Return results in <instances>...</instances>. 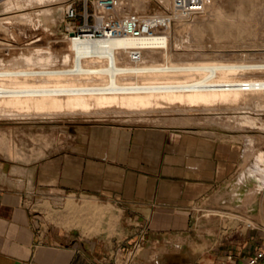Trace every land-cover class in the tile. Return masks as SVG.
Listing matches in <instances>:
<instances>
[{
    "label": "crops",
    "instance_id": "obj_1",
    "mask_svg": "<svg viewBox=\"0 0 264 264\" xmlns=\"http://www.w3.org/2000/svg\"><path fill=\"white\" fill-rule=\"evenodd\" d=\"M242 150L166 127L94 125L64 151L2 159L0 264H241L264 241L257 227L225 240L198 217L236 204L232 189L236 208L262 209L235 187Z\"/></svg>",
    "mask_w": 264,
    "mask_h": 264
},
{
    "label": "rangeland",
    "instance_id": "obj_2",
    "mask_svg": "<svg viewBox=\"0 0 264 264\" xmlns=\"http://www.w3.org/2000/svg\"><path fill=\"white\" fill-rule=\"evenodd\" d=\"M62 2L63 0H57L51 5L32 8L22 5L24 9L13 10L0 3V19L4 18V22L0 24V55L3 58L14 57V60H0L2 67L22 64L31 66L34 64L54 66L61 64L57 58L47 62L37 55L48 52L58 55L67 48ZM218 4L224 14L223 19H215V12L211 7H208L202 16L193 17L191 20L176 21L171 26V37L167 43L172 53V59L175 62L178 60L264 61V1L262 3L248 1L240 3L239 0H219ZM144 9L146 11L161 10L153 1L148 2L147 8ZM22 12H29L30 19L15 18ZM8 16H13V20L7 19ZM192 29H198L199 35L193 34ZM250 75L257 74L250 73L246 76ZM222 104L224 107L220 103L212 105L211 107L215 110H206L203 109V106H193L189 111L171 105L164 109L160 108L161 112L151 111L133 115L109 110L100 114L65 115L53 118L28 115L22 118L0 119V136L3 141L8 143L10 140L11 144L16 145L19 149L22 148V152H26V154L14 152L13 155H7L4 150L0 149V160L20 159L19 161H23L22 157L32 160L49 156L66 150L67 146L84 134L89 127L125 124L160 126L176 131L182 130L189 134L196 133L207 138L213 137L221 145L239 143L243 149L241 151L243 162L240 165V169L243 171L255 161V157L252 156L255 151L264 156V104L257 105L253 102L252 105H249L248 102L246 104L241 101L236 102V106L235 104L232 106L230 103H226L228 106L225 103ZM221 106L222 109H220ZM225 106L229 108H225ZM43 134L47 136L42 138ZM42 140L48 141L49 144L43 145ZM247 143H250L249 147ZM38 146H43L42 153L31 156L30 150L36 149ZM245 153L246 155H244ZM251 179V185L241 189L242 193L245 192L242 198L244 200L247 197L248 190L255 191L252 201L247 199L246 202L252 204L257 199L262 209L254 210L253 213L244 212L226 201L223 204H218V208L211 207V209L199 211L198 220L209 223L207 227L209 233L221 232L225 237L223 239L231 240L246 235L251 226H256L255 230L263 238L264 184H260L254 175ZM228 194L230 193L225 192V196Z\"/></svg>",
    "mask_w": 264,
    "mask_h": 264
},
{
    "label": "bare ground",
    "instance_id": "obj_3",
    "mask_svg": "<svg viewBox=\"0 0 264 264\" xmlns=\"http://www.w3.org/2000/svg\"><path fill=\"white\" fill-rule=\"evenodd\" d=\"M53 1L3 0L2 5L13 10L22 8V5L31 8L47 6ZM161 1L164 7H168L171 2ZM247 1L262 3L264 0H239L240 3ZM218 3L219 0H207L205 8L211 7L215 12V19H223L224 14ZM147 4L148 1H139L136 7L146 8ZM29 17V12H22L15 18L28 20ZM6 18L10 20L14 17ZM1 19L0 24L4 22V18ZM192 31L195 35L200 33L198 29ZM171 32L172 30L170 36ZM66 40L67 48L60 54L53 55L48 52L37 55L47 62L57 58L61 61L60 65L22 64L2 67L0 64V119L22 118L28 115L53 118L100 114L109 110L133 115L151 111L161 112L160 108L164 109L171 105L189 111L193 106L215 110L212 105L220 103L223 106L222 103H230L236 106L238 101L246 104L248 102L249 105L253 102L257 105L264 104V61L175 62L167 42L150 43L149 40L130 37L100 40L73 38L71 35H68ZM134 46L144 48L140 63H131L127 58L129 49ZM0 60H14V57L3 58L0 55ZM250 73L257 75L246 76ZM222 106L219 108L222 109ZM41 136L45 138L47 135ZM42 141L43 145L49 144L48 141ZM247 144L249 147L250 143ZM42 147L28 149L32 154L30 155L41 154ZM0 149L7 155H13L14 152L26 154L22 152V148L11 144L10 140L8 143L4 142L1 136ZM252 156L255 157V161L241 171L237 177L238 185L235 187L240 185L243 189L246 186L248 188L247 180H252L253 175L258 178L260 184H264V156L257 151ZM21 160L28 161L30 158L22 157ZM227 192L230 194L226 197L235 199L234 205L240 206L239 192L236 189ZM254 192L250 190L246 192L248 201H252ZM248 209L253 210V206L248 205Z\"/></svg>",
    "mask_w": 264,
    "mask_h": 264
},
{
    "label": "built area",
    "instance_id": "obj_4",
    "mask_svg": "<svg viewBox=\"0 0 264 264\" xmlns=\"http://www.w3.org/2000/svg\"><path fill=\"white\" fill-rule=\"evenodd\" d=\"M139 1H153L161 10L138 9ZM206 1L171 0L169 6L164 7L161 0H63L64 31L73 38L130 37L166 44L171 37V26L176 21L205 14ZM143 50L142 46H134L129 49L127 58L131 63H140ZM141 239L133 243L126 262L141 249ZM241 264H264V241Z\"/></svg>",
    "mask_w": 264,
    "mask_h": 264
}]
</instances>
